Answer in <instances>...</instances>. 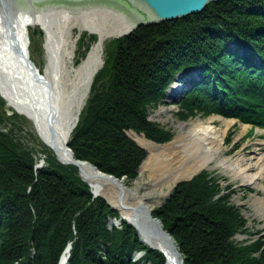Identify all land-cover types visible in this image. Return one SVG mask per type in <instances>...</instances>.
Instances as JSON below:
<instances>
[{
	"label": "trees",
	"instance_id": "trees-1",
	"mask_svg": "<svg viewBox=\"0 0 264 264\" xmlns=\"http://www.w3.org/2000/svg\"><path fill=\"white\" fill-rule=\"evenodd\" d=\"M108 49L68 144L77 160L115 177L136 175L145 151L127 132L158 136L141 100L162 98L176 75L195 70L201 74L189 78L193 85L184 106L264 127V0L210 3L198 15L143 25ZM5 103L0 96V125H12L9 133L0 132V264H59L71 243L69 264H132L126 256L135 251H146L153 264H166L125 221L121 230L109 231L110 218L119 213L94 198L79 169L44 144L46 163L37 169L35 152L14 128L24 117L9 116ZM213 186L200 176L180 185L164 211H156L157 217H174L166 227L184 263L264 264V242L235 241L242 217L230 193L218 197Z\"/></svg>",
	"mask_w": 264,
	"mask_h": 264
},
{
	"label": "bare ground",
	"instance_id": "bare-ground-1",
	"mask_svg": "<svg viewBox=\"0 0 264 264\" xmlns=\"http://www.w3.org/2000/svg\"><path fill=\"white\" fill-rule=\"evenodd\" d=\"M42 7L17 9L14 16L12 12L7 13L11 15L10 24L0 17V93L11 106L24 111L22 114L36 124L40 137L60 159L70 162L72 155L67 149L71 139L70 129L78 124L77 119L89 96L91 84L103 68L106 43L110 39H119L124 34L131 33L135 21H119L111 16L90 17V11L84 12L82 18L78 19L79 16L68 9H41ZM30 26L41 27L46 36L47 68L43 77L44 87L40 80L31 77L27 66L20 65L19 68L15 65L18 64L21 50L26 51V30ZM73 27L79 28L81 32L96 35L98 40L76 70L77 80L69 92L61 88V82L63 78L71 75L68 63L73 58L75 47L74 41L70 38ZM188 85L187 87H190ZM185 87L184 84L177 82L171 88L169 101L178 99ZM15 95L35 112L39 121L33 115H29V110L18 105L19 101ZM26 111L28 113H25ZM165 111L161 110L162 113ZM217 120L216 117H210L183 124L179 127V135L166 145H157L147 140L143 134L129 131L130 137L148 153L140 169V177L133 181L131 186L126 182L119 183L106 179L88 162L81 164V175L94 188L95 195L99 193L98 196L105 197L121 214L120 221L129 222H133L134 218L132 210L128 207L142 204L149 210L155 209L172 194L176 184L192 178L204 168L218 169L232 180H240L242 186L262 189L264 156L252 155L249 158L242 155L235 158L225 156V142L235 121L223 120L220 126H216ZM243 129L246 130L247 126ZM65 143L67 150L64 148ZM122 193L123 199L120 198ZM257 214L264 217L263 206L259 208ZM114 222L116 218H110V224L114 225ZM142 240L146 247L161 252L165 256L166 264H183L178 247L172 241L153 237L148 239L143 235ZM70 245L72 246V243L68 245L61 264H67L69 261ZM138 253H134L132 260L138 261L142 255L145 258L146 252Z\"/></svg>",
	"mask_w": 264,
	"mask_h": 264
},
{
	"label": "rangeland",
	"instance_id": "rangeland-1",
	"mask_svg": "<svg viewBox=\"0 0 264 264\" xmlns=\"http://www.w3.org/2000/svg\"><path fill=\"white\" fill-rule=\"evenodd\" d=\"M42 6H44V7H42ZM34 7H37L38 9L40 7H42L41 9L53 8V7H49L47 4L34 6ZM53 9H55V8H53ZM68 10H70L76 16L78 15L79 16L78 19H81L83 16V13L87 12V11H81V10H76V11L71 10V9H68ZM73 21H75V20H73ZM139 27H141V26H139ZM139 27H137V28H139ZM130 34L131 33L128 32V33L124 34L122 37L128 36ZM28 35H29L28 38L30 41L29 46H28L30 58L34 62L36 67L39 69L41 75L44 77L46 75V68H47V52H46V48H45V44H46L45 33H44L43 29L39 26H37V27L30 26L28 28ZM70 38L75 43V47L73 48V50H74L73 58H72L71 62L68 63L69 67H70L71 75H70V77L68 76L67 78L66 77L63 78L62 79L63 82H61V88L63 87L64 91H69V92L71 91L73 84L75 85L76 80H77V77L75 76L76 70L82 64V62L88 57V55L91 51L92 45L98 40V37L96 35H92L86 31L81 32L80 29L77 27L72 28ZM113 40H115V39H110L107 41L108 43H106V46L104 49V52H105L104 61H107L106 60L107 55L109 52H111V49H108V48H109L110 42ZM27 44H28V39H27ZM239 51H240V54L246 55L245 51L243 49H240ZM243 55L241 57H243ZM247 56H248V54H247ZM104 64H105V62L103 63V66H104ZM200 74H201L200 70H195V71H192L191 73L182 74V76L180 74H179V76L176 75L171 80V82L167 86V88H164V90L161 92V94L163 96L162 98L161 97L159 98L157 96L156 97L150 96V97H147V98L141 100V103L142 104L145 103L144 107L147 109V115H148L147 121L150 122L156 128L157 135L160 137L159 138L158 136H156V138L158 140L159 139H161V140L158 141V140H156V138L155 139L149 138L143 133H138V134H143L147 140H149V141H151L157 145H166V144L171 143L179 135V130H180L179 127L181 125H183V124L186 125L188 122H190L192 120H197V119L206 120L210 117H216L218 119L215 123L216 126H220L222 124L223 120H234L235 124L229 129L227 139L225 142V151H224L225 156H229L230 158H232V157L235 158L238 155H242L246 158H249L252 155L253 156L256 155L257 157H260L262 155L264 156V127L256 128L255 126H253L250 123L241 121L239 118H233V117L225 118L221 115H206V114H203V113L198 112L196 110L187 108L186 106L183 105L182 99H184V97L187 94L186 92L193 85V83L191 82L192 85H189L190 87H187V85L190 84V83H188L190 80L189 78L192 75H194L195 77L196 76L200 77ZM176 77L178 79H176ZM200 80H201V78L198 81H200ZM177 82L184 84L186 86L185 90L181 93V95L178 99H173L172 101H169L168 98L171 94V88ZM93 83H94V81H93ZM93 83L91 84L89 95L91 93ZM19 94L21 95L22 93L19 92ZM13 97H14V95H13ZM2 98H4V97H2ZM15 98L19 101L18 105H21L22 109L26 108L27 110H29V115H33L39 121V118H37L35 112L33 110H31L27 106L26 103L22 102V100L19 98V96L15 95ZM88 98H89V96H88ZM88 98H87V100H88ZM4 99L6 100V98H4ZM87 100H86V102H87ZM5 102H6L5 103L6 105L4 108L7 111V114L9 116H13V114L17 113L18 115L24 117V118H21L23 122L19 120L17 125L14 127L15 131L18 134V137L21 138L20 141L22 142V144H24L26 146V149L30 150L32 152L33 151L35 152V158L37 160L36 161L37 166H39L41 164L40 166H41V168H43L45 166V163H46L45 157L43 156V154L41 152V149L43 148V144L55 156H57L58 154H56L47 145V143H45L43 141V139L39 135L38 128H37L36 124L28 116L22 114V112H24V111H20L16 106H11L7 100ZM86 102H85V105H86ZM7 104H8V106H7ZM85 105H84V107H85ZM84 107H83V109H84ZM83 109H82V111H83ZM164 109L166 111H165V113H162L161 110H164ZM25 113H28V112L26 111ZM81 113L79 114V119H80ZM78 123H79V121H78ZM77 125L70 129L69 135L71 134V136H72V133L74 132ZM245 126H247L246 130L243 129ZM1 127H2L1 132H4V133H9L10 132L9 130L12 129V125H6L5 127H3V126H1ZM130 131H132V130H130ZM128 133L129 132H127V134ZM128 136L130 137L129 134H128ZM68 139H69V137L66 139V141ZM64 148H65V150H67L66 149V143H65ZM69 149L74 154L73 150L70 147H69ZM74 157H75V155H74ZM147 157H148V153L145 151V158L142 161V163L140 164V166L136 172V175H134V176L133 175L132 176H123L120 178L115 177V176H113V177L116 179L117 182H119V183L126 182L128 184V186H131V183L140 177V169H141L142 165L144 164V162L146 161ZM83 162H86V161H83ZM90 165H92V164L90 163ZM37 166H36V168H37ZM92 166H94V165H92ZM79 173H80V171H79ZM107 175H109V174H107ZM110 176H112V175H110ZM200 176L202 178H204L206 181L212 180V183L215 185V186H213L214 190L216 187L217 192L218 191L221 192L218 195V197L225 196L226 194L230 193V195H231L230 202L236 207V209L238 210V211L237 210L236 211L239 214V216L242 217V221H243L240 223L241 227L239 229V232H237L235 234V238H234L235 241L239 245H243L245 243H247L248 245H250V244L252 245L255 242H264L263 241L264 240V217L257 214L259 208H262V206L264 207V180L261 181L263 188L260 190H257L255 187L242 186L240 180L234 181V180H232L231 177L224 175L218 169L204 168L203 170H201L199 173H197L192 178L179 182L178 184L175 185V187L172 191V194L164 201V203L162 205L156 206L155 209H153V210L151 208V211H153V217L162 223L163 228L166 231H168L166 225L169 227L170 224L173 222L174 217L170 216L171 218L167 219V218L162 216V218L165 219V221H166V223H164V220L160 216L159 217L156 216V211H161V212L164 211L162 208L165 204L168 203L169 198L172 197V195L174 194V192H176V190L178 188L182 189L180 187V185L193 182L197 178H199ZM91 191H92V189H91ZM200 192L197 191L195 196H199ZM92 194L95 198V195H94L95 193H93V191H92ZM98 195H99V193H98ZM97 198H101L107 202V199L105 197L98 196ZM107 204H108V202H107ZM137 206L138 205H136V207ZM114 211H116V210H114ZM120 219H121V214H120L119 218H116V222H114V225L112 224L114 227H112L111 225L109 226V224L107 225L109 231H112L113 229L114 230L115 229L116 230L122 229L123 221H120ZM127 224L130 225L129 223H127ZM137 234H138V232H137ZM172 238H174V237L172 236ZM261 239H263V240H261ZM175 241H176V244L179 248L178 251L181 254V257H183L182 258L183 264H185L184 261L186 259L184 257V254L181 252L180 247H179L176 239H175ZM147 248L151 249L149 247H147ZM263 248H264V246H263ZM66 250H67V248H66ZM66 250L64 251L63 255L65 254ZM153 251H155V250H153ZM138 252L142 253V251H135V253H138ZM144 252H146V251H144ZM35 253L36 252L33 251V258L35 257ZM138 254H140V253H138ZM63 255H62V257H63ZM133 255L135 256L134 252H132L128 256H126L128 258V261L130 260V262L132 264H153L152 261L150 259H148V256L146 258H144V256L142 254H141L142 256H140L139 260L134 262L132 260V258L134 257ZM60 262H61V260H60ZM17 264H19V262ZM67 264H69V261Z\"/></svg>",
	"mask_w": 264,
	"mask_h": 264
},
{
	"label": "water",
	"instance_id": "water-1",
	"mask_svg": "<svg viewBox=\"0 0 264 264\" xmlns=\"http://www.w3.org/2000/svg\"><path fill=\"white\" fill-rule=\"evenodd\" d=\"M220 1L222 0H0V17L3 18L7 24H10L11 21L9 20V17L11 15L7 13L12 12V16H14L17 13L15 11L17 9L47 4L49 7L53 8L90 11V17L111 16L119 21L135 20L136 26L132 29L133 31L139 26H147L163 22L175 21L178 19H184L192 15L201 14L205 12V9L210 3H217ZM9 28L10 26L8 25V29ZM26 33L28 39L27 46H29L30 41L28 38V30H26ZM27 46L26 51L25 49L24 52L21 50L20 56L18 58V64L15 65L19 66V68L20 65H22L23 67L27 66L30 70L29 73L31 77L33 76L36 77V79L40 80L42 82V86L44 87L45 81L43 80V76L41 75L34 62L31 60ZM77 121H79V116ZM1 131L2 127L0 126V132ZM67 149L72 155V161L67 163L65 162L64 164L76 166L79 169V175L82 178V171L80 166L81 164H87V162L77 160L68 146ZM88 164L90 165V163ZM40 165L37 166V169L41 168ZM91 167L95 171L101 173L102 176H105L106 179L116 181L113 176L100 172L96 167L92 165ZM82 180L84 181L83 178ZM97 197L98 195H95V198ZM120 198H124V193L121 194ZM108 204L114 210H116L109 202ZM128 208L132 210L134 220H132L133 222L125 220V222L129 223L136 229L140 240L144 245L145 243L142 240V235L148 239L152 237L159 239H168L172 241V243L176 244V241L174 238H172L170 232L166 231L163 228L162 223L152 216L153 211L147 209L142 204H139L137 207ZM70 248L72 249L71 245ZM170 250L172 251V249Z\"/></svg>",
	"mask_w": 264,
	"mask_h": 264
},
{
	"label": "flooded vegetation",
	"instance_id": "flooded-vegetation-1",
	"mask_svg": "<svg viewBox=\"0 0 264 264\" xmlns=\"http://www.w3.org/2000/svg\"><path fill=\"white\" fill-rule=\"evenodd\" d=\"M135 253V252H134Z\"/></svg>",
	"mask_w": 264,
	"mask_h": 264
}]
</instances>
